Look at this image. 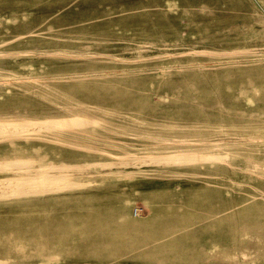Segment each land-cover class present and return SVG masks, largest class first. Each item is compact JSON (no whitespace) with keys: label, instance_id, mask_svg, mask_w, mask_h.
<instances>
[{"label":"rangeland","instance_id":"374dc122","mask_svg":"<svg viewBox=\"0 0 264 264\" xmlns=\"http://www.w3.org/2000/svg\"><path fill=\"white\" fill-rule=\"evenodd\" d=\"M70 116L0 138L96 182L0 199L3 264H264V0H0V122Z\"/></svg>","mask_w":264,"mask_h":264},{"label":"bare ground","instance_id":"6f19581e","mask_svg":"<svg viewBox=\"0 0 264 264\" xmlns=\"http://www.w3.org/2000/svg\"><path fill=\"white\" fill-rule=\"evenodd\" d=\"M99 124L100 121H97L92 117L85 116L56 117L38 120H10L0 122V138L10 136L28 137L31 135H41L43 133L58 135L62 131L93 128L98 126ZM208 158L215 157L197 155L182 158L183 161L172 158H169L167 160L176 163ZM38 165L45 166L46 164H44V162L42 161H39ZM19 166H25L24 162H17L12 159L4 161L2 163V167L5 170H12L13 172L15 171L16 167ZM80 181L81 180L78 178V176H72L71 178H69L56 175L46 177L14 175L9 178L0 179V199L7 198L9 196L20 197V195L27 194H54L58 192L73 191L85 185H92L91 183L96 184V182L87 181L86 183H84ZM5 262H7V260H0V264H3Z\"/></svg>","mask_w":264,"mask_h":264}]
</instances>
